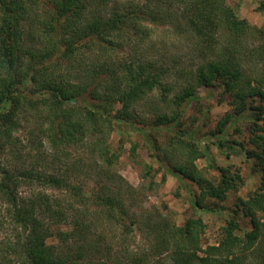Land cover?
I'll use <instances>...</instances> for the list:
<instances>
[{"label": "trees", "instance_id": "1", "mask_svg": "<svg viewBox=\"0 0 264 264\" xmlns=\"http://www.w3.org/2000/svg\"><path fill=\"white\" fill-rule=\"evenodd\" d=\"M163 27L171 38L159 44L153 30ZM172 38L186 41V60L167 54ZM203 87L229 95L213 145L245 155L259 189L239 198L217 244L199 247L201 217L181 227L155 223L151 254L134 264L163 256L171 264H264V26L240 19L228 0H0V201L15 231L0 238V264H96L99 221L129 215L112 135L150 119L157 130L180 129L168 147L182 157L168 160L169 172L197 185L195 208L217 213L206 203L224 204L244 179L226 167L212 181L195 163L209 150L182 127ZM86 169L95 192L75 182ZM24 185L34 190L25 198ZM242 219L252 230L240 236Z\"/></svg>", "mask_w": 264, "mask_h": 264}, {"label": "rangeland", "instance_id": "2", "mask_svg": "<svg viewBox=\"0 0 264 264\" xmlns=\"http://www.w3.org/2000/svg\"><path fill=\"white\" fill-rule=\"evenodd\" d=\"M121 1L125 3L130 0ZM263 2L264 0H228L229 5L237 8L240 19L246 20L251 26L258 28L264 26V10L261 8ZM153 31L156 33V43L160 44L164 38L167 40L171 38L166 27ZM255 44L252 43L251 46H255ZM169 48L171 51H167L168 55L178 52L181 57H184L183 60H186L185 56L190 54L184 40L172 38ZM165 63V66H169L166 60ZM192 63L195 65L194 62ZM199 97V102H194L187 107L182 127L183 130H187L191 136H194L202 150L204 148L209 150L208 158H200L195 161L198 169L212 181L214 178H220V168L239 169L244 179V185L238 192H231L224 204L213 200L206 203L207 207L217 210V213H201L199 208L197 209L193 205L195 197L200 196L197 185L188 179H182L181 183L178 177L169 172L173 170L169 166L168 160L171 159L176 163L177 159L182 157L179 151L168 147L173 142L171 139L177 136L180 129L157 130L151 123L152 119L148 125L136 124L133 128L125 126L124 132L116 131L112 135L111 144L114 150L120 154L115 172L123 179L121 185L125 187L123 193L129 215L120 221L107 217H103L99 221V227L95 229L94 233H96L95 237L102 241L104 252L96 259V264H134L132 258L138 256L141 258L144 254H151L150 228L155 223L181 227L188 220L200 217L203 220L205 231L200 237L199 247L206 250L208 246L217 244L221 239L222 228L226 225V220H229L230 210L235 207L239 198L246 200L250 194L259 189L260 175L254 173L252 164L246 160L245 155L239 151L237 154L231 151L220 152L213 145L217 140L215 132L219 122L231 110L229 95H224L217 89L203 87L199 90ZM247 128L244 126V129ZM228 132L229 140L235 141L237 136L234 130L228 128ZM20 135H25L24 130L20 132ZM246 139V146L252 148L248 141L249 136ZM81 157L87 156L82 154ZM87 162L89 163V160ZM95 181L94 173L88 172L86 169L84 173L77 176L75 182L83 186L86 192H95L99 189ZM37 190L46 191L47 194L55 197H64L63 192L49 188L38 187L35 191L37 192ZM32 191L34 190L31 187L24 185L20 189V196L28 197ZM2 204L3 202L0 201V222L2 223L0 238L4 237L8 240L13 238L15 231L9 220L5 218L7 208ZM259 217L264 220V213H260ZM241 226L245 232H238L240 236L252 230L249 219H242ZM65 230H69V228ZM149 259V262L145 264L157 262L171 264L168 256ZM11 260H15V258L11 257Z\"/></svg>", "mask_w": 264, "mask_h": 264}]
</instances>
